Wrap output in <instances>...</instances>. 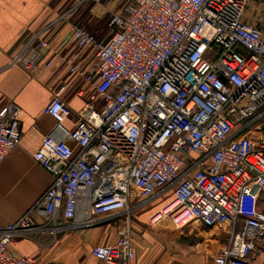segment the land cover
<instances>
[{
  "label": "built area",
  "instance_id": "1",
  "mask_svg": "<svg viewBox=\"0 0 264 264\" xmlns=\"http://www.w3.org/2000/svg\"><path fill=\"white\" fill-rule=\"evenodd\" d=\"M252 2L264 6L134 0L110 12L111 36L103 42L73 27L75 45L95 50L92 66H70L89 85L90 102L69 129L66 86L53 88L44 113L56 125L33 154L53 182L0 230V264H57L14 249L18 238L43 231L35 214L54 225V237L62 220L91 228L124 217L117 239L93 246L90 257L137 264L131 212L136 200L152 198H163L152 224L226 228L210 236L228 235L214 264H255L256 242L264 238V13L250 14ZM48 47L41 39L30 43L13 63L36 68ZM20 115L13 102L0 110V164L19 144Z\"/></svg>",
  "mask_w": 264,
  "mask_h": 264
},
{
  "label": "crops",
  "instance_id": "2",
  "mask_svg": "<svg viewBox=\"0 0 264 264\" xmlns=\"http://www.w3.org/2000/svg\"><path fill=\"white\" fill-rule=\"evenodd\" d=\"M126 6L125 0H0V110L11 102L21 108L19 144L0 164V230L36 204L53 182V176L33 159L43 138L51 134L56 125V121L44 113L52 99L53 88L66 86L63 99L73 112L65 124L69 129H74L78 112L90 102L89 85L84 77L72 75L70 66L73 63L92 66L96 60L95 50L75 45L73 27L87 29L99 42L107 41L111 36L107 13L119 12ZM40 39L47 41L49 47L43 51V59L36 68L27 69L13 63L27 45L37 46ZM49 61L51 66L47 67ZM142 202L141 199L134 202L136 207L130 220L137 264L184 263L178 255L186 252L184 245L150 227L151 216L144 211L145 206L155 202L162 204L163 198ZM35 221L43 231L18 238L14 245L16 253L57 264H102L90 257V250L97 244L114 242L124 217L102 218L91 228H73L72 221L62 220L57 225L56 237L51 235V229H56L53 224H47L38 214ZM209 230L213 231L208 236L217 232ZM214 238H203L204 251L211 252L213 263L219 249L213 251L215 245H223L220 237ZM208 241H211V251L206 244ZM254 262L264 264V251L255 253Z\"/></svg>",
  "mask_w": 264,
  "mask_h": 264
},
{
  "label": "rangeland",
  "instance_id": "3",
  "mask_svg": "<svg viewBox=\"0 0 264 264\" xmlns=\"http://www.w3.org/2000/svg\"><path fill=\"white\" fill-rule=\"evenodd\" d=\"M125 1L128 4H130L134 0H125ZM253 11L263 14L264 13V6L260 3L252 2L248 6V12L250 14H253L252 13ZM109 17H110V13H107L106 18L109 19ZM155 205H156V202L151 204L150 206H145L144 211L147 210L146 213L149 212V214L151 216L154 212H156L157 210H160L162 207L161 203L156 205V206ZM259 206H260V209L264 212V196H263ZM137 214H138V212L135 213L136 216H137ZM149 226L154 228V229L159 230L160 232H162L164 234H166L168 239L179 241L181 244L184 245V249L186 250V252H184L183 255L178 253V255L182 256V259L185 261L182 264H214L212 262L210 255H209V254H211V252H209V254L206 253L204 251L205 244H203V241H204L203 238L204 237L208 238L209 240L212 239V237L208 236V234L210 232H212L213 230L211 231L208 228H204V227L197 225L195 223H190L183 230H175V228L173 226H171L169 219L161 220L155 224H152V222L149 221ZM218 230H221V232H225L226 228L225 227H223L221 229L217 228V231ZM227 237H228V235H224V237L221 236L219 238L220 243L226 244L227 243ZM208 245H209V250H210L211 243H209ZM220 246H221L220 244L215 245V248L213 251L220 248ZM261 250L264 251V241L263 240L256 242V252L255 253L259 254V252Z\"/></svg>",
  "mask_w": 264,
  "mask_h": 264
},
{
  "label": "trees",
  "instance_id": "4",
  "mask_svg": "<svg viewBox=\"0 0 264 264\" xmlns=\"http://www.w3.org/2000/svg\"><path fill=\"white\" fill-rule=\"evenodd\" d=\"M262 240L264 241V238H263ZM262 240H261V241H262Z\"/></svg>",
  "mask_w": 264,
  "mask_h": 264
}]
</instances>
